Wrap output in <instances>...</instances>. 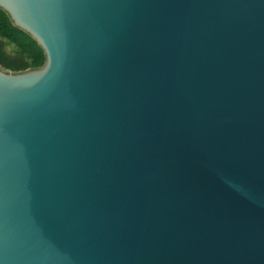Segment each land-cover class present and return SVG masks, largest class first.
Here are the masks:
<instances>
[{"label":"water","instance_id":"1","mask_svg":"<svg viewBox=\"0 0 264 264\" xmlns=\"http://www.w3.org/2000/svg\"><path fill=\"white\" fill-rule=\"evenodd\" d=\"M0 8V264H264V0Z\"/></svg>","mask_w":264,"mask_h":264},{"label":"trees","instance_id":"2","mask_svg":"<svg viewBox=\"0 0 264 264\" xmlns=\"http://www.w3.org/2000/svg\"><path fill=\"white\" fill-rule=\"evenodd\" d=\"M46 54L38 41L14 25L8 13L0 8V66L21 72L42 66Z\"/></svg>","mask_w":264,"mask_h":264},{"label":"rangeland","instance_id":"3","mask_svg":"<svg viewBox=\"0 0 264 264\" xmlns=\"http://www.w3.org/2000/svg\"><path fill=\"white\" fill-rule=\"evenodd\" d=\"M6 70V69H5Z\"/></svg>","mask_w":264,"mask_h":264}]
</instances>
